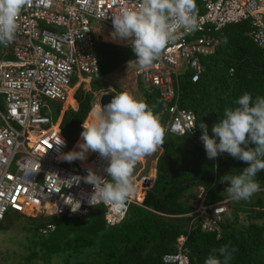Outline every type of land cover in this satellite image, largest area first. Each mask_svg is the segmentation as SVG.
<instances>
[{
    "label": "built area",
    "instance_id": "built-area-1",
    "mask_svg": "<svg viewBox=\"0 0 264 264\" xmlns=\"http://www.w3.org/2000/svg\"><path fill=\"white\" fill-rule=\"evenodd\" d=\"M198 1V30L185 34L179 29L175 42L166 46L150 68L141 69L135 63L134 73L141 85L159 92L165 133L176 136L194 134V128L189 129L194 126V114L177 106V76L191 70V81L197 79L203 70L200 58L212 54L218 44L214 33L228 23L247 20V35L264 48V0ZM140 2L31 0L18 18L14 41L7 46L0 44V220L7 213L80 218L93 207L88 202L93 185L83 179L76 183L74 176L84 177L91 169L110 180L105 171L109 161L91 151L86 155V164L64 160L62 154L70 151L72 142L63 137L59 123L64 111L77 107L75 89L81 86L89 90L90 80L99 76L94 40L102 39V31L112 33V15ZM47 101L56 103L55 119L51 118ZM98 106V98L93 96L88 112ZM59 136L63 145L53 142ZM139 162L142 165L133 174L135 191L125 203H100L105 225L118 223L128 204H140L144 190L151 184L153 178L143 174V160ZM198 190L197 202L187 213L188 226L196 223L200 230L218 237L228 199L205 203L206 191L202 187ZM75 200L80 207L73 212L71 204L75 205ZM52 229V224H45L39 232ZM184 239L185 235L178 236L174 251L161 254L163 264H189Z\"/></svg>",
    "mask_w": 264,
    "mask_h": 264
},
{
    "label": "trees",
    "instance_id": "trees-1",
    "mask_svg": "<svg viewBox=\"0 0 264 264\" xmlns=\"http://www.w3.org/2000/svg\"><path fill=\"white\" fill-rule=\"evenodd\" d=\"M196 4L200 11L198 0ZM248 30L247 20L224 25L214 33L218 44L212 54L200 58L203 70L197 79L191 81V70L178 74L177 106L194 114V134L189 137L165 133L164 143L159 146L160 152L154 159V178L144 190L140 204H128L123 218L111 226L104 223L101 204L91 207L80 218L65 214L23 215L26 231L28 234L32 231L33 237L24 254L28 264L33 260L50 263L52 258L57 264H163L161 254L174 251L175 239L180 235H185L183 248L189 264H205L214 249L225 245L235 249L230 264H264V170L256 177L260 191L250 199L231 200L224 191L228 185L221 182V177L230 172L239 174L248 165L227 152L208 159L201 139L204 129L200 127L207 125L208 135L213 137V125L223 116L226 107L235 106V100L242 94H251L253 101L264 97V48L252 42ZM93 47L98 78L128 60L137 63L133 49L128 46L97 38ZM97 79L91 81L90 90L103 86V82L95 86ZM135 86L141 92V100L153 107L160 118H165L159 112L158 90L144 88L138 78ZM90 90L77 87L73 94L76 109L62 114L59 128L69 143L76 137L80 124L88 127L94 122V112H88ZM122 91L114 89V95ZM1 102L0 99V109ZM215 138L219 142V138ZM185 140L192 143L188 151L180 146L179 141ZM192 187H202L206 191L205 203L228 199L227 204L233 212L229 219L228 212L219 222L218 237L213 232L200 230L196 223L188 226L190 217L187 213L192 207L184 199ZM236 211L246 214L250 219L247 224L237 222ZM12 214L7 213L2 220H9ZM2 220L0 228H5L1 225ZM45 224H52L53 229L40 233L39 228Z\"/></svg>",
    "mask_w": 264,
    "mask_h": 264
},
{
    "label": "clouds",
    "instance_id": "clouds-1",
    "mask_svg": "<svg viewBox=\"0 0 264 264\" xmlns=\"http://www.w3.org/2000/svg\"><path fill=\"white\" fill-rule=\"evenodd\" d=\"M30 3L31 0H0V44L7 46L14 41L18 18ZM112 25L113 39L130 44L141 69L150 68L160 58L166 46L177 39L179 29L190 34L200 28L196 0H141L137 6L123 7L119 14L112 15ZM234 104L226 107L213 125V137L208 135L207 125L200 127L204 129L201 139L208 159L227 152L248 165L239 174L230 172L221 177V182L228 185L224 190L228 197L240 201L261 190L256 177L264 170V97L253 101L251 94L244 93ZM165 132L153 107L122 91L94 109V122L83 126L77 143L79 150L62 156L68 162L84 160L91 151L108 160L105 171L110 180L89 169L86 176H74L73 181L79 183L83 179L93 185L88 201L92 206L101 202L123 205L135 191L136 164L164 143ZM53 142L64 144L60 136ZM52 147L53 143L49 148ZM76 202L71 204L73 212L80 207V202ZM234 251L227 245L214 249L205 264H230Z\"/></svg>",
    "mask_w": 264,
    "mask_h": 264
},
{
    "label": "rangeland",
    "instance_id": "rangeland-1",
    "mask_svg": "<svg viewBox=\"0 0 264 264\" xmlns=\"http://www.w3.org/2000/svg\"><path fill=\"white\" fill-rule=\"evenodd\" d=\"M102 36L109 35L112 36L110 32L102 31L100 32ZM104 42H110L112 44H116L119 46H128L131 48L130 44H128L125 41H121L122 44L119 43L118 40H114L113 38L111 40H107L106 37H103ZM101 39V40H103ZM131 43V42H129ZM136 64L134 62H131V60L126 61L125 63L118 66L116 69H114L112 72L100 76L97 80L98 83L103 82V86L95 89L89 88L91 91V95L98 96L103 92H113L114 89H121L124 91H128L132 93L136 97H141V92L139 89L135 86V82L137 80L135 76ZM92 80H90L91 83ZM73 80L71 81V83ZM87 89V88H85ZM83 89V90H85ZM91 97V98H92ZM47 108L50 112L51 118H56V103L54 101H47ZM74 141V140H73ZM180 146H182L183 149L188 151L192 148V143L190 141H179ZM160 152V147L157 148V150L150 154L145 156L143 159V174H146L149 167L150 162L155 159L157 154ZM185 154V153H184ZM85 160V159H84ZM140 160V161H141ZM142 163L138 162L135 166L134 173L136 170L141 167ZM133 173V174H134ZM199 190L197 187L190 188L185 193V201L189 202L191 204V207L196 204L197 202V196H198ZM229 212V213H228ZM232 207H229L227 204V209L225 213L223 214V217L227 215L228 219L231 217L229 214L232 215ZM10 214V213H8ZM237 216V222L242 224H247L250 219H247L246 214H243L242 212L236 211L235 212ZM34 217H39V215H35ZM6 226L5 228H0V264H28L26 258L24 257V254L27 252V247L29 246V239H32V231L28 232L26 231V219L23 215L15 214L13 213L10 216L9 220H2L1 225ZM31 264H57V261L55 258H52L50 260V263H45L41 260H33Z\"/></svg>",
    "mask_w": 264,
    "mask_h": 264
},
{
    "label": "bare ground",
    "instance_id": "bare-ground-1",
    "mask_svg": "<svg viewBox=\"0 0 264 264\" xmlns=\"http://www.w3.org/2000/svg\"><path fill=\"white\" fill-rule=\"evenodd\" d=\"M80 135L79 136H76L75 138H74V141L72 142V144H71V146H70V151L71 150H74V149H76V150H79L78 149V147H77V143H78V141H80L81 140V133H82V131H83V126H81V129H80ZM81 164H84L85 163V160H79V159H77ZM86 164V163H85ZM150 178H154V167L153 168H149L148 169V171H147V173H146Z\"/></svg>",
    "mask_w": 264,
    "mask_h": 264
},
{
    "label": "water",
    "instance_id": "water-1",
    "mask_svg": "<svg viewBox=\"0 0 264 264\" xmlns=\"http://www.w3.org/2000/svg\"><path fill=\"white\" fill-rule=\"evenodd\" d=\"M114 97L113 92H103L98 96V103L99 105L107 104L111 101V99Z\"/></svg>",
    "mask_w": 264,
    "mask_h": 264
},
{
    "label": "crops",
    "instance_id": "crops-1",
    "mask_svg": "<svg viewBox=\"0 0 264 264\" xmlns=\"http://www.w3.org/2000/svg\"><path fill=\"white\" fill-rule=\"evenodd\" d=\"M103 37H106L107 40H111V39L113 38L112 36H109V35H104V36H102V39H103ZM102 41H104V39H103ZM118 41H119V40H118ZM119 43L122 44L121 41H119ZM131 62H132V61H131ZM137 98H138V97H137ZM138 99H141V97H139ZM150 167H151V168L154 167V160L150 162ZM150 167H149V168H150Z\"/></svg>",
    "mask_w": 264,
    "mask_h": 264
}]
</instances>
